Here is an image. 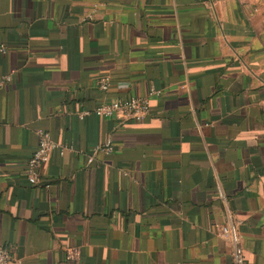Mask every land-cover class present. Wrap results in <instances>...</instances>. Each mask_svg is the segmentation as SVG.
Instances as JSON below:
<instances>
[{"label": "crops", "instance_id": "0c3cea01", "mask_svg": "<svg viewBox=\"0 0 264 264\" xmlns=\"http://www.w3.org/2000/svg\"><path fill=\"white\" fill-rule=\"evenodd\" d=\"M258 16L242 0H0L10 264H232L224 225L245 264H264ZM129 97L149 98L142 122L93 113ZM40 131L63 150L33 186ZM108 140L112 153H94Z\"/></svg>", "mask_w": 264, "mask_h": 264}, {"label": "built area", "instance_id": "2783aa9c", "mask_svg": "<svg viewBox=\"0 0 264 264\" xmlns=\"http://www.w3.org/2000/svg\"><path fill=\"white\" fill-rule=\"evenodd\" d=\"M7 52L8 48L4 44H0V57L7 54ZM12 80V74H0V89L11 83ZM98 87L102 92L109 91L111 87V78L109 76L102 77L98 82ZM150 110L151 107L149 98L129 97L102 103L94 109L93 113L100 118L119 117L139 123L145 119V117L150 113ZM62 150L61 147L53 141L52 135L49 132H39L38 147L33 157L29 160L26 171L30 184L33 186L39 184L41 172L49 163L51 154L54 151ZM112 151V142L108 140L103 146L97 147L94 153L105 152L110 154ZM94 155L88 159L89 164L94 162ZM217 237L231 244L232 264H245V256L242 248V236L238 228L231 225L221 226L217 232ZM10 261L11 256L9 252L5 248L0 247V264H10Z\"/></svg>", "mask_w": 264, "mask_h": 264}, {"label": "rangeland", "instance_id": "374dc122", "mask_svg": "<svg viewBox=\"0 0 264 264\" xmlns=\"http://www.w3.org/2000/svg\"><path fill=\"white\" fill-rule=\"evenodd\" d=\"M243 4L251 9H254L255 13H258V20L264 23V0H242Z\"/></svg>", "mask_w": 264, "mask_h": 264}]
</instances>
